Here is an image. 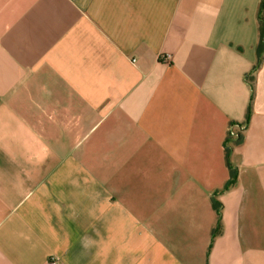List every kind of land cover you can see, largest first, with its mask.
Masks as SVG:
<instances>
[{"label":"crops","instance_id":"0c3cea01","mask_svg":"<svg viewBox=\"0 0 264 264\" xmlns=\"http://www.w3.org/2000/svg\"><path fill=\"white\" fill-rule=\"evenodd\" d=\"M260 1L0 0V264H264Z\"/></svg>","mask_w":264,"mask_h":264},{"label":"trees","instance_id":"16d2710c","mask_svg":"<svg viewBox=\"0 0 264 264\" xmlns=\"http://www.w3.org/2000/svg\"><path fill=\"white\" fill-rule=\"evenodd\" d=\"M263 12H264V0H261L260 1V6H259V22H260V25H259V32H260V38H259V43H258V47H257V54H258V57H260L262 51L264 50V15H263ZM249 112H250V106H248V114L249 115ZM240 142V139H237L235 140L234 142L232 143H239ZM230 145H227L226 146V154L229 153L230 151ZM233 179H234V173L233 171L231 172V178L228 180V183L227 184H230L231 182H233ZM226 184V185H227ZM214 205L216 206V203L214 202ZM218 231V229H214L212 231V235L216 234Z\"/></svg>","mask_w":264,"mask_h":264},{"label":"built area","instance_id":"2783aa9c","mask_svg":"<svg viewBox=\"0 0 264 264\" xmlns=\"http://www.w3.org/2000/svg\"><path fill=\"white\" fill-rule=\"evenodd\" d=\"M245 127V122H232L229 126H228V131H227V135H226V146L231 143L234 142L237 139H240L241 137V131L242 129H244ZM47 264H57V261L55 258L50 257L47 261Z\"/></svg>","mask_w":264,"mask_h":264}]
</instances>
